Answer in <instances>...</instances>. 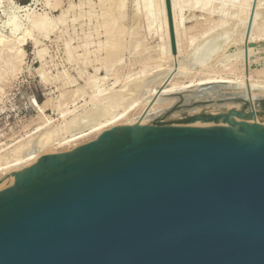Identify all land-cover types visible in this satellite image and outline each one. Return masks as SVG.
<instances>
[{
    "label": "water",
    "instance_id": "1",
    "mask_svg": "<svg viewBox=\"0 0 264 264\" xmlns=\"http://www.w3.org/2000/svg\"><path fill=\"white\" fill-rule=\"evenodd\" d=\"M249 104L41 155L0 184V264H264V125L231 119Z\"/></svg>",
    "mask_w": 264,
    "mask_h": 264
},
{
    "label": "bare ground",
    "instance_id": "2",
    "mask_svg": "<svg viewBox=\"0 0 264 264\" xmlns=\"http://www.w3.org/2000/svg\"><path fill=\"white\" fill-rule=\"evenodd\" d=\"M41 1H43V0H41ZM135 2L137 4L136 5L137 10L135 11L136 13H134V16H136L137 19L138 18L145 19L146 25H148L149 27L153 28V25H154L156 19L158 21V16L160 15V17H159L160 22L157 24V27H158L159 36L162 40V43L160 42L161 44H159V52H158L157 57L156 58L151 57V58L156 59L157 63L155 65H151V66H148V65L144 66V68H142L141 70L138 71L139 72L138 76L134 75V74H136V72L124 75L126 77L125 79L128 78L127 80L124 79L125 80V81L123 80L124 82L130 80L133 76L137 77V78L134 77L135 79H131L133 82H130L131 80L128 81L130 84L127 82H126L127 84L123 83L122 79L124 77H123V75L118 74L116 72L117 71L116 69H115V71H113L114 72L113 73L114 82L110 83L109 85H106L107 87H104V85H105L104 83H102V84L98 83L97 80H100V79H98L100 77H97L98 75L97 76H95L96 74L94 75L97 78L89 77V79H87V81H86V84L91 83V87H92L91 89L94 88L92 95L91 94H90L91 96L89 95L90 96L89 101L93 107H91L90 109L86 108L87 110L90 111L89 114L87 115L86 112L84 111L85 108L79 106L80 108H83V111L86 114V115H84V113H83V115L87 116V117H84L83 115L81 116L82 119H83V117H84V119L87 118L86 120L83 119L84 121L81 118H78L77 113L74 115H71L69 117V114H72V112L75 113L74 110L76 108H74V109H72V108L77 107L78 105H76V106L72 105L73 107L70 109L72 111H70L68 108L69 102L68 103L62 102L61 100L57 99L58 104H55L53 106H56V108L60 109V111H61L60 115L62 117L61 120H57V119L53 120L51 117L46 119L47 116L44 119V118H41V116L46 114V112L45 113L43 112V114L39 113L37 116V119H39V120L44 119V120H42V122L37 123L36 127L32 131L27 133L26 136L21 137L17 141L13 142L12 144L8 145L6 143L5 144L3 143L1 145V146L6 145V146L4 148L0 147L1 148L0 149V151H1L0 152V184L13 180L15 178L14 175L16 172H19V171L24 170L25 168L31 167L33 164H35L39 160L41 155L66 152V151L72 150V149L80 146L84 142L91 140L92 138H97L102 132H104L105 130H108L114 126L125 125V124H128V125L138 124V123H135V121H137V117H136L137 114L144 111L147 108L153 109L152 107L158 106L157 104H159V102L161 100L163 101V98L165 97V95H167V94H165L166 92H172V91L175 92L178 90L181 91V89L185 90V89H188L190 87L192 88L194 86L210 84V83L211 84H213V83H224V84L228 85L230 88H234V91H237V92L251 91L252 94H254V95L264 96V6L262 7L259 4H257V6L259 5L261 8L260 7L257 8L255 5L256 9H254V7H253V9H250V8H252V7H250L251 5H249L248 8H246L244 5L245 8L241 7V9H240V8H238L239 6L237 7V5H238L237 4L236 7H234V9H231L230 8L231 5H228L230 7L227 6V8H226L225 4H224L223 7L228 9V10L224 9V13H226L225 17L222 18L221 16H219L221 19L218 18L219 19L218 21L216 19H213L214 22H212L209 19L211 22H209V24H207V27L203 31H201V33L192 34L190 32V29H192V28L188 27L186 24L187 19H188L187 12H190V13L198 12L197 7L199 6V4L201 2L198 4V0H171L172 10H173V22H174V29H175V38H176V44H177V53L174 54L172 51L171 34H170L169 20H168V15H167L166 0H135ZM44 3L47 6V8L48 7L49 8L50 7L55 8L60 4V3L59 4H57V3L53 4L54 3L53 0H44ZM109 3H110V5L108 6V8L106 10H104V13H103V26L106 29L105 32L107 35V40L106 39H105L106 41L104 40L105 43L100 42V46H99L100 47L99 49L106 50V53H107L106 57L101 58L104 60L105 59L108 60L109 58L112 57V55H114L115 52L122 51L124 49L121 42L114 37L121 34L122 31L124 30V28H129L128 27L129 25H130V28L139 27V25H140V22H138L137 25L128 23V21H127L128 16H127V13L125 10L126 5H127V0H109ZM222 3H223V1L221 0V5H223ZM238 3L240 4V2H238ZM260 4L264 5V2H262ZM61 5L62 4H60V6ZM232 5L234 6L235 3ZM242 5L243 4L241 2V6ZM82 6H84V5H82ZM74 7H75V4H70L69 8L62 9L61 13L58 16L51 15L49 13L50 11L49 12L43 11V12H38V13L36 12V14L34 15L33 11H35V10L32 9L33 10L32 13L30 12L31 18L29 17L30 14L28 15L29 19L27 18L28 21L25 18V21H27L26 23H28V26H26V29H24L25 28V26H24V28H23L24 30L21 31V27H22L21 23H23V22H21V20L19 21V19H20L19 17H21V19L23 20L24 15L21 16L22 13L20 15L17 13L18 9H21V6L18 5L15 0H0V24H1L0 25V61H1V63H3V64H1L2 67L5 66L4 67L5 70L11 71V72H15V71L19 70L20 65L23 64L22 61L24 62L23 58L25 57V54H26V51L24 50L23 44L26 42V40L28 41L27 37L28 36L32 37L31 39L34 38L35 41L34 40L33 41L36 43L35 44V47H36V45H39V43H40L38 35L42 34L46 37H49L59 27L60 24L64 25V23L67 22L66 20H67L68 14H69L68 12L70 11V9H72ZM78 8H79V6H78ZM236 8H238L239 10H237ZM229 10L233 11V12L235 10H237L235 12H237V13L239 12L241 14H245L246 10H247L246 14H248L249 10H252V12H254L253 13L251 34H250V38H249L248 42L246 40V33H247L249 21L246 24L240 26L238 29L236 28V31L234 30L233 33H231L232 31L229 30V29H231L230 27H228L229 28L228 30L226 29L228 24H229V26L233 25V24L230 25V22H232L234 19L237 22L238 19L242 18L241 16H240L241 18H238V16H236L237 14L235 13L236 14L235 16L237 18H234L235 16H233L234 19H231L232 17L230 16L231 17L230 18V17H228V15H232L233 12H230ZM73 11L74 10H72V12ZM225 11H227V12H225ZM252 12L250 11L251 14L248 16H251ZM23 13H24V11H23ZM200 13L204 14V15H208V14H206L207 12L206 13L200 12ZM227 13H231V14L227 15ZM222 15H223V12H222ZM245 16H243V17H245ZM4 17H6V19H8L9 25L11 24L12 29L9 32L10 34L5 33L4 30L1 29V27H4V29H5L6 25L8 26L7 20L6 21L3 20ZM208 17H210V16L208 15ZM216 17L217 16H215V18ZM247 17H245V19L249 18V17L248 18ZM213 18H214V16H213ZM229 18L232 21H230ZM245 19H243V21ZM138 21H140V20H138ZM235 21H233V22H235ZM76 22H77V20H76ZM224 29L226 31H224ZM219 30H221V32H219V34L222 33V31L224 33L226 32V34H221V38L223 37L222 41H224V43H222V45L224 44L225 47L224 46L223 47L227 48L226 49L227 53H228V47L233 46L234 44L236 45V43L238 44L239 42H240V45L242 44V46L240 47L241 50L240 51L236 50L237 45L235 46L236 48L234 47L235 50L229 49L230 52L232 51L231 56H233V57L231 58L230 56H228L229 58L224 60L221 57L226 58V53H223V54L221 53V55H220L221 57H220L219 53L221 50L217 51V49L221 48V46L220 45L217 46L216 43L214 42L215 43V47H214L215 49L217 46V49H216L217 55L215 54L216 53L215 52L214 53L215 59L205 62L203 60L208 59L207 57L211 56L213 53L212 54L208 53V55H207V52L204 53V56H202V59L205 58L206 56L207 57L203 60L201 59L204 62V64L203 63H202V65L200 64L201 69H200V67H198V69L200 71L197 70L199 72L197 74H199V75H196V71H194L195 74H192L193 76L190 75L192 77H187L183 73L179 75V73H180L179 71H181V69L179 68L180 69L178 71L179 73L175 72L176 74L178 73V75L173 73L177 77L172 76L171 82L169 81L171 85H166L168 82L163 85V83H165V81H164L165 78H163V77H166L167 75L162 76L164 74L159 73L162 70V68L157 69L160 64L165 63V64H167L166 66L169 67L168 63H171L174 60H177V61L180 60L182 62V64L185 65L184 67L181 66L182 69H185V68L188 69L189 66H191V65H189V62L191 60L188 58L189 57L191 58L194 55V53L197 51L196 50L197 48H194L196 51L194 50L195 52L192 55L191 54L192 53L191 48L195 45L197 47V45H198V44H196L197 42L198 43L200 41L205 42L204 40H206L205 43H208L207 41H209L210 38H212V39H213V37H215V39L218 38V37H216V35H218L217 31H219ZM60 32H61V30H60ZM221 38H219V39H221ZM217 40L218 39H216V41ZM210 41H209V43H213ZM241 42H243V43H241ZM71 43H72L71 41H67L65 44L67 51L69 53L68 56H70L69 59L74 60V59H77V57H81V56L84 57L85 56V59H87L85 61L86 64H89L91 61L90 58L88 59V56H90V54L92 52L95 53L96 50H99V49H94V48H93L94 50H92L89 46L90 42H84L83 44H85V46L84 45H82V46L85 47L84 48L85 51L83 53L77 52L78 54L75 55L72 53V50L76 47H72ZM220 43H221V41H220ZM250 43H255L256 46L250 47L249 46ZM231 44H233V45H231ZM98 45H99V43H98ZM209 45H211V44H209ZM201 46H202V44H201ZM201 46L199 45V47H201ZM204 47H206V46H203V48ZM212 47H209L208 52H213V51H210V48H212ZM77 49H78V47H77ZM43 50L39 49L36 52L40 58L45 56ZM204 50L207 51L208 50L207 47L204 48ZM197 52H199V50ZM201 52H202V50H201ZM203 52H202V54H203ZM221 52H223V51H221ZM224 52H225V50H224ZM256 52H258V53H256ZM199 56H201V54L200 55L198 54V56L196 55L195 58L196 57L198 58ZM212 56H214V55H212ZM195 58L193 60L194 62H195ZM95 59H96V56H95ZM119 60L121 61L122 58H119L118 61ZM198 61H199V59H198ZM73 62L74 61H72V63ZM194 62H192V63H194ZM195 64H197V63L195 62ZM195 64H194V66H195ZM166 66H164V68ZM176 66L170 65L172 70L174 68H176ZM161 67H162V65H161ZM178 67H180V66H177V69H178ZM4 68H2V69H4ZM164 68H163V71H164ZM171 68L169 70H171ZM189 70H191V72L188 70H186V71L189 72V74H191L194 69L192 70V68H191ZM38 71L42 72L41 75L44 77L43 78L44 81H46V82L49 81L50 77H48L46 74L47 72H45L44 64H43V66L41 65L39 67ZM163 71H162V73H164ZM167 71H166V73H167ZM138 72H137V74H138ZM169 73H170V71H169ZM169 73H167V74H169ZM8 74L10 75V73H8ZM12 74L13 73H11V75ZM185 74H187V73H185ZM13 75H12V77H13ZM15 75H17V74H15ZM108 75H109V73L107 72L105 77L107 78ZM183 75L185 78H188L187 81H184L185 78L183 79V77H181L182 78L181 79L179 77V76H183ZM2 76H3V71L0 69V77H2ZM64 76H66V77H63V79L60 81L63 83V87L64 86L69 87L72 84H74V82L76 83V80L72 76L71 77L68 75H64ZM88 76H90V74ZM103 77H101V79ZM105 77L102 79V81L104 79H106ZM54 78L60 79V76L57 75V76H54ZM7 81H9V80H7ZM167 81H168V78H167ZM119 83H121V85ZM75 89L73 91L75 93L79 92L81 90L80 87L76 90ZM146 89H148V90H146ZM144 91L146 92V96H147V92L150 93L147 97V98H149V101H147V102L146 101H143V102L140 101L141 103H139L138 101L141 99V97H143L142 94H144L143 93ZM65 94H66V91L62 92L60 94L61 97L60 96L59 97L65 98ZM85 94H86V92H85ZM76 95H77V93L74 96H76ZM74 96L72 94L71 98L72 97L74 98ZM79 97H78V99H79ZM167 97L168 96H166V98ZM194 97H197V95L194 92L187 95V99H189V100L194 98ZM144 98H146V97H144ZM144 98H143V100H144ZM75 99L77 100V98H75ZM170 99H172V98H170ZM76 100L74 102L72 101L73 104L76 102ZM51 102H52V98H49V100L47 102L42 104L44 106L41 105L39 107H42V109L44 111V109H46L47 105L50 104ZM162 103H164V102H162ZM84 104L85 103H82V105H84ZM121 104H122V106H125V107L124 108L120 107ZM118 107L122 108V109H119ZM116 108H117V110H116ZM42 109L40 112H42ZM59 109H58V111H59ZM101 109L104 112L102 111L103 113L101 112V114H99L100 116L98 114L96 115L95 112L96 111L99 112V110H101ZM112 110H114V111H112ZM79 113L81 114L80 111L78 112V114ZM142 113H143V115L145 114L144 112H142ZM40 114H42V115H40ZM88 117H89V119H88ZM79 119H81V121H78ZM231 119L236 120L238 122L257 123V124L264 125V115H255V116L246 117V118L242 117V116L233 115L231 117ZM76 120H77V122L82 123V124L79 123L80 124L79 127H77L78 124H77ZM70 124L71 125L77 124L75 126L76 129L74 127V129L71 130V128L73 126L71 127ZM189 125H191V126H219V125H228V124L225 123L224 119L221 118L218 121H215L213 119L212 120H207V119H200L199 120L198 119L193 124H189ZM68 127H70L71 131L67 130ZM68 132H69V134L65 135Z\"/></svg>",
    "mask_w": 264,
    "mask_h": 264
},
{
    "label": "rangeland",
    "instance_id": "3",
    "mask_svg": "<svg viewBox=\"0 0 264 264\" xmlns=\"http://www.w3.org/2000/svg\"><path fill=\"white\" fill-rule=\"evenodd\" d=\"M15 1L18 5L21 6V9H18L17 13L19 15L22 13L21 16L24 15V18L22 17L23 20L21 19V17H19L20 18L19 21L21 20V22L24 23V24L21 23V25H22L21 31L26 29V26H28V23H26V22L28 21L29 17L31 18L30 12L32 13L33 10H35V11H33L34 15L36 14V12L38 13V12H43V11H48V12L50 11L49 13L51 15L58 16L61 13L62 9L69 8L70 4H75V7L70 9V11L68 12L70 15L68 14V16H67V20H66L67 22H65L66 24L65 23H64V25L60 24L59 27L49 37H46L42 34L38 35L40 43H39V45H36V47H35L36 43L34 42L35 41L34 38L31 39L32 37H29V36L27 37L28 41L26 40V42L23 44V47H24V50L26 51V54H25V57L23 58L24 62L22 61L23 64L20 65L19 70L15 71V72L6 71L4 68L5 66L2 67L1 64H3V63H1V61H0V69L3 71V76L0 77V147L1 148H4L6 146V145L1 146L3 143L4 144L6 143L9 145V144H12L13 142L17 141L21 137L26 136V134L29 133L30 131H32L36 127L37 123L42 122V120H44L46 116H47L46 119L51 117L53 120H56V119L61 120L62 117L60 115V112H61L60 109L56 108V106H53L55 104H58L57 103L58 100H61L62 102H67V103L69 102V105H68L69 110L73 106L78 105L77 107L72 108V109L76 108L75 110L76 111L78 110V111L76 112L74 110L75 113L72 112V114H69V117L71 115H74L77 113L78 118L82 119L81 116L83 115L84 111L88 115L90 111L87 110L86 108L90 109L91 107H93L92 104L90 103L89 99H90V96L92 95V92L94 90V88L91 89L92 88L91 83L86 84V81H87V79H89V77H94V78L100 77L98 79H100L101 81L97 80L98 83H100V84L104 83L105 84L104 87H107L106 85H109L110 83L114 82V79H113V73L114 72L113 71H115V69L117 70L116 72L118 74L123 75V77H124V78L122 77L123 78L122 81H123L126 78L124 75L136 72V74H134V75L138 76L139 75L138 71L141 70L142 68H144V66H146V65L151 66V65H155L157 63L156 59H154V58L157 57L158 52H159V44L162 43V40L159 36L158 27H157V24L160 22V18H159L160 15L158 16V21L156 19V21L153 25V28L149 27L148 25H146L145 19H141V18L137 19V17L134 16V13H136L135 11L137 10V6H136L137 4H136L135 0H127V5H126V9H125L127 16H128L127 21L129 24H135V25H137V23L140 22V25H139V27H135V28H130V25H129L128 27L130 29L124 28V30L122 31L121 34L114 37L121 42L124 49L122 51L115 52L114 55H112V57L109 58L108 60L107 59H105V60L101 59L103 57H106L107 53H106V50L99 49L100 48L99 46H100V42L105 43V41L107 40V35L105 32L106 29L103 26V13H104V10H106L108 8V6L110 5L109 0H81V1L80 0H72V1L71 0H53L54 1L53 4H55V3L62 4L61 6L59 4L55 8L54 7H50V8L48 7L47 8V6L44 3V0L43 1H41V0L40 1L39 0H30V2H28L26 4H23V2H21L20 0H15ZM222 1H223V3H222L223 5H221V0H198V4L201 2L199 4V6L197 7L198 12H195V13L187 12L188 19H187L186 24L188 27L192 28V29H190V32L192 34L201 33V31H203L207 27V24H209V22H211V21L214 22L213 19H216L218 21L219 19H221L219 16H221L222 18L225 17L226 13H224V9L228 10V9H226L228 5H231V7L228 6L231 9H234V7H236L237 4H238L237 7L239 6L238 8H240V9H241V7L242 8H245V7L248 8V6L251 5L250 7H252V8H250V7L249 8L253 9L254 2H255V0H222ZM238 2H240V4ZM241 2L243 4L242 6H241ZM262 2H264V0H256V7L257 8H259L260 6L263 7L264 5L260 4ZM234 3H235V5L233 6L232 4H234ZM224 4H225L226 8L223 7ZM257 4H259L260 6L259 5L257 6ZM82 5H84V6H82ZM244 5H245V7H244ZM78 6L80 9L78 8ZM256 7H254V9H256ZM238 8H236V9L239 10ZM72 10H74L75 12L74 11L72 12ZM220 10L223 12V15H222V12ZM237 10H235V11H237ZM23 11H24V13H23ZM235 11L234 12L230 11V12H233L234 15L233 14L228 15L231 13H227L228 17L231 16L232 18L231 17L230 18L234 19V18H237L236 16H238V18L242 17L241 18L242 20L236 19L238 22L237 23L234 19L233 21H235L236 22L235 23L229 18L230 21H232V22L229 21L230 25H232V24L233 25L229 26V24H228L226 29L228 30L229 29L228 27H230L232 29V30L229 29L230 31H232L231 33H233L234 30L236 31V28L238 29L240 26H242V25L246 24L248 21H250L251 16H248V15L251 14L250 11L252 12V10H249L248 14H246L247 13V10H246L245 14H241V13H239V12L237 13ZM200 12H205V13L207 12L206 14H208L211 18L208 17V15L201 14ZM225 12H227V11H225ZM253 13L254 12H252V14ZM28 15H29V17H28ZM242 15L243 16L246 15L245 17L248 16L249 18L247 17L248 19H245V17H243ZM213 16H214V18H213ZM215 16H217V17L215 18ZM233 16H235V17L233 18ZM25 18L26 19L28 18L27 21H25ZM243 19H245V20L243 21ZM3 20L4 21L7 20L8 26L6 25L5 29H4V27H1V29H3L5 33H9L12 29L11 24L9 25L8 19H6V17H4ZM76 20H77V22H76ZM138 20H140V21H138ZM24 26H25V28H24ZM60 30H61V32H60ZM224 31H226V30L224 29ZM219 32H221V30L217 31V34L219 36L216 35V37H218L216 39L219 40V41L217 40L218 42L216 41L215 37H213V39L210 38L211 41L209 40L210 42H213V43H209V41H207L208 43H205L206 40H204L205 42H203V41H200L199 43L197 42L196 43V44H198L197 47L195 45L191 48V52H192L191 54L192 55L196 50L197 51L199 50V52L196 51L195 52L196 54L194 53L195 56L196 55L198 56V54L199 55L201 54V56H199L198 58L197 57L195 58L194 55L191 58L190 57L188 58L191 60L189 62V65H191V66H189L188 69H186V68L185 69L190 71V72H191V70H189V69H191V68H192V70L194 69L191 74H189V72H187L185 69H182V67H184L185 65L182 64V62L180 60H178V61L174 60L173 62L168 63L169 67H167L166 66L167 64H165V63L160 64L157 69L162 68V70L159 73L164 74L162 76L167 75L166 77L168 78V81H167V78L163 77V78H165V80H164L165 83H163V85L166 84L167 82L168 83L166 85H171L170 82L172 80V76L177 77L176 75H178L179 72H180L179 75L183 73L187 77H192L193 76L192 74H195L194 71H196V75H199V74H197V73H199L198 71H200L198 69V67H200V69H201L202 63L204 64L203 61L207 62V61H211V60L215 59V54L217 55L216 49H217L218 45H220L221 48L218 47L219 49H217V51H219V50L223 51V52L220 51L219 56L221 55V53L222 54L226 53V58L220 56L224 60L229 58L228 56H230L231 58L233 57V56H231L232 51L230 52L229 49H234V47L237 45L236 46L237 48L235 47L236 50H238V51L241 50L240 47L242 46V44L240 45V42H239L238 44L236 43V45L231 44L233 46L228 47V53H227V50H226L227 48H224L225 47L224 44L222 45V43H224V41H222L223 37L221 38V34H226V32L224 33L222 31V33H220V34H219ZM219 38H221V39H219ZM67 41H71L72 47H76L72 50V53L75 55L78 53H83L85 51V49H84L85 47L82 46V45L85 46V44H83L84 42H90L89 46L92 50H94V49H99V50H96L95 53L92 52L90 54V56H88V59L90 58L91 61L89 64H86L85 61L87 59H85V56L84 57L83 56L77 57V59H74V60L69 59L70 56H68L69 53H68L67 48L65 46ZM220 41H221V43H220ZM214 42L217 45L216 49L214 48L215 47ZM98 43H99V45H98ZM241 43H243V42H241ZM201 44H202V46H201ZM209 44H211V45H209ZM199 45L201 47H199ZM203 46H206L208 50L205 51L204 48H206V47L203 48ZM77 47H78V49H77ZM209 47H212L214 49L213 50L212 48H210V51H213V52H208ZM36 48L38 50L44 49L43 51H44L45 56L40 58L38 56V54L36 53L38 51ZM194 48H197V49L195 50ZM201 50H202V52L204 51L203 54H202ZM224 50H225V52H224ZM206 52H207V55H208V53H210V54L213 53L212 55H214V56H212V55H211L212 57L206 56L208 59L203 60L206 57L202 59V56H204V53H206ZM256 53H258V52H256ZM95 56H96V59H95ZM151 57H154V58H151ZM193 57L195 58V62L197 64H195V62L193 61L194 60ZM119 58H122V60L118 61ZM198 59H199V61H198ZM72 61H74V62L72 63ZM192 62H194V63H192ZM43 64L45 66V72H47L46 73L47 76L50 77L49 81H47V82L44 81V79H43L44 77L41 75L42 72L38 71L39 67L41 65L43 66ZM194 64H195V66H194ZM161 65H162V67H161ZM170 65L171 66L177 65L180 67H178V69H177V66H176V68L173 67L174 69L172 70ZM164 66H166V67L164 68ZM2 68H4V69H2ZM163 68H164V71H163ZM170 68H171V70H169ZM179 68L181 69L182 72L179 71L180 70ZM162 71L164 73H162ZM166 71H167V73H169V71H170V73L167 74ZM107 72L109 73V75L106 78L105 75ZM137 72H138V74H137ZM175 72H178V73L176 74ZM8 73H10V75ZM11 73H13L14 75L15 74H17V75L14 76L12 74L13 75V77H12ZM173 73L176 75H174ZM185 73H187V74H185ZM89 74H90V76H88ZM57 75L60 76V79L54 78V76H57ZM64 75H68L70 77L72 76L76 80V83L74 82V84H72L69 87H66V86L63 87V83L60 81L63 79V77H66ZM94 75L95 76L98 75V76L95 77ZM184 75L179 76V77L180 78L183 77V79H184L185 78ZM190 75H192V76H190ZM103 76L107 80L104 79L102 81V79L104 78ZM101 77H103V78L101 79ZM134 77L137 78L136 76H133L131 79H135ZM127 79H125V80H127ZM7 80H9V81H7ZM130 80H128V81H130ZM187 80H188V78L184 79V81H187ZM124 81H123L124 84L129 83L128 81H126L127 83ZM130 82H133V81L131 80ZM119 84L121 85V83H119ZM79 87L81 88V90L79 92H76L77 95L74 96L76 94L75 92H73L74 89L75 88L78 89ZM146 90H148V89H146ZM64 91H66L65 98L64 97L60 98L61 97L60 94ZM85 92H86V94H85ZM173 92L174 91L166 92L165 94H167V95H165V97H164L166 100L163 98V101L161 100L159 102V104H157L158 106L152 107L154 110L151 108L150 109L147 108L144 111H142L145 113L144 114L145 116L143 115L142 112L138 113L136 116L137 121H135V123H138V125H146V124H159V125H161V124H174V125L193 124L195 121L198 120L197 119L194 121V118H196V117H209L211 115H215L218 113H227L229 110H232V109H238V110L247 112L250 110L249 101H253L256 105V108L260 112H264V96L254 95V94H252L251 91L237 92V91H234V88H230L228 85H226L224 83L204 84V85L194 86L192 88L190 87V88L185 89V90L181 89V91L178 90V91H175L174 93ZM192 92H194L197 95V97H194L190 100L187 99V95L191 94ZM143 93H144V94H142L143 97H141V99L138 101L139 103H141L143 101H146V102L149 101V98H147V97L150 93L147 92V96H146L145 91ZM72 94H73L74 98L73 97L71 98ZM166 96H168L169 98L168 97L166 98ZM78 97H79V99H78ZM144 97H146V98H144ZM49 98H52V102L50 104H48L46 109H44V111H43L42 107H39V106H41L42 104L47 102L49 100ZM75 98H77L78 101ZM143 98H144V100H143ZM170 98H172V99H170ZM74 99L76 100V102L74 103L75 105L73 104V102L75 101ZM86 101L87 102L89 101V102L87 103ZM162 102H164V103H162ZM82 103H85V104L82 105ZM42 106H44V105H42ZM79 106L85 108L84 111H83V108H80ZM120 107L124 108L125 106H122V104H121ZM122 108H119V109H122ZM41 109H42V112H40ZM58 109H59V111H58ZM114 110H112V111H114ZM116 110H117V108H116ZM70 111H72V110H70ZM79 111L81 112V114L80 113L78 114ZM102 111L103 110L101 109V110H99V112L96 111L95 113H96V115L97 114L99 115V114H101ZM43 112L44 113L46 112V114L42 115ZM39 113H42L40 115H42L41 118H44V119H42V120L37 119V116ZM86 114L84 113V115H86ZM84 117H87V116H84ZM84 117H83V119H84ZM81 119H79L78 121H81ZM86 119H84V120H86ZM88 119H89V117H88ZM199 120H200V118H199ZM76 122H77V120H76ZM79 123L82 124L81 122H77V124H78L77 127H79V125H80ZM77 124H75V125L70 124L71 127L73 126L71 128V130H73ZM75 129H76V127H75ZM67 130L71 131L70 127H68ZM68 134H69V132L66 133L65 135H68ZM92 139H95V138H92ZM91 140H88L87 142H89ZM84 143H86V142H84Z\"/></svg>",
    "mask_w": 264,
    "mask_h": 264
},
{
    "label": "trees",
    "instance_id": "4",
    "mask_svg": "<svg viewBox=\"0 0 264 264\" xmlns=\"http://www.w3.org/2000/svg\"><path fill=\"white\" fill-rule=\"evenodd\" d=\"M20 1L23 2V4L30 2V0H20Z\"/></svg>",
    "mask_w": 264,
    "mask_h": 264
}]
</instances>
